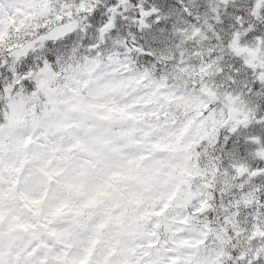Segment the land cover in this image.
Here are the masks:
<instances>
[{
  "label": "snow or ice",
  "instance_id": "6c2138e0",
  "mask_svg": "<svg viewBox=\"0 0 264 264\" xmlns=\"http://www.w3.org/2000/svg\"><path fill=\"white\" fill-rule=\"evenodd\" d=\"M0 264H264V0H0Z\"/></svg>",
  "mask_w": 264,
  "mask_h": 264
}]
</instances>
